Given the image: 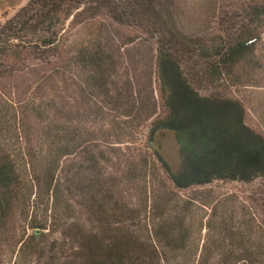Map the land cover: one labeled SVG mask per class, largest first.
Returning <instances> with one entry per match:
<instances>
[{"label":"rangeland","instance_id":"obj_1","mask_svg":"<svg viewBox=\"0 0 264 264\" xmlns=\"http://www.w3.org/2000/svg\"><path fill=\"white\" fill-rule=\"evenodd\" d=\"M27 2L0 0V26ZM261 5L264 0H172L171 8L179 29L202 44L233 43L246 29L256 33L249 61L222 86L200 78L206 66L200 57L191 55L187 65L198 91L236 100L244 123L264 138V16H252ZM81 7L53 29L54 55L21 50L3 59L0 101L3 95L20 101L18 110L39 103L46 124L61 136L39 139L45 164L53 159L51 188L37 194L25 185L14 198L0 225V264H88L87 247L102 264H113L117 253L120 264H264V179L177 188L148 142L155 121L167 115L155 39L105 13L78 14ZM79 48L99 50L101 69L78 62ZM16 127L15 121L0 139L20 161ZM156 141L176 166L173 134ZM36 224L44 228L29 248Z\"/></svg>","mask_w":264,"mask_h":264},{"label":"trees","instance_id":"obj_2","mask_svg":"<svg viewBox=\"0 0 264 264\" xmlns=\"http://www.w3.org/2000/svg\"><path fill=\"white\" fill-rule=\"evenodd\" d=\"M80 6L78 14L93 17L105 13L115 23L134 27L155 39L157 74L167 115L155 121L148 142L177 188L217 179L241 182L264 179V138L244 123L242 105L217 93L198 91L192 84L196 75L187 65L191 55L200 57L206 64L200 78L212 87L222 86L236 66L249 61L256 36L252 30L241 31L233 43L207 45L189 38L179 29L171 8L172 0H28L0 26V79L6 77L4 72L8 70L3 59L15 52L24 50L37 58L54 55L57 44L53 29ZM252 16L257 20L264 16V6H256ZM76 57L95 72L103 64L99 50L79 48ZM1 99L0 138L9 135V128L16 121L17 133L12 134L22 136L17 146L22 160L19 161L8 140L0 139V225L6 221L12 201L25 185L37 194L44 188L50 190L53 159L47 166L39 139L45 135L59 142L61 136L57 126L48 127L39 103L26 102L18 110L14 104L20 101L12 102L11 97L7 99L4 95ZM166 133L173 134L177 147L178 163L174 167L160 153V144L156 141L157 136ZM34 228L27 244L29 248L35 247L38 233L44 227L36 224ZM87 250L88 264H102L103 260L94 255L92 247ZM260 257L256 254L253 260L259 261ZM121 258L118 253L111 254L110 260L120 264Z\"/></svg>","mask_w":264,"mask_h":264}]
</instances>
